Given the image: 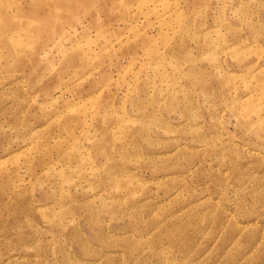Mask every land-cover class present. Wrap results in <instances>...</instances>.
<instances>
[{
    "label": "rangeland",
    "instance_id": "374dc122",
    "mask_svg": "<svg viewBox=\"0 0 264 264\" xmlns=\"http://www.w3.org/2000/svg\"><path fill=\"white\" fill-rule=\"evenodd\" d=\"M0 264H264V0H0Z\"/></svg>",
    "mask_w": 264,
    "mask_h": 264
}]
</instances>
